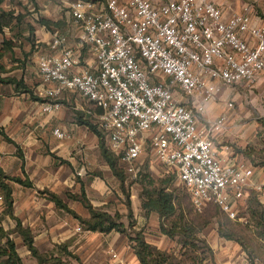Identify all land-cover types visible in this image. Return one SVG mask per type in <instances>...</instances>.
<instances>
[{
	"label": "built area",
	"instance_id": "built-area-1",
	"mask_svg": "<svg viewBox=\"0 0 264 264\" xmlns=\"http://www.w3.org/2000/svg\"><path fill=\"white\" fill-rule=\"evenodd\" d=\"M70 6L81 29L78 49L89 50L95 63L77 71L80 57L70 47L40 56L38 76L49 85L42 111L57 110L63 91L76 92L92 104L86 112L126 173L137 174L148 145L195 208L213 203L234 218L248 190L264 189V176L256 180L254 167L216 150L231 102L214 119H198L224 88L264 83V19L249 5L226 15L213 0H75ZM64 41L55 31L50 47ZM52 133L66 137L59 128ZM236 264L260 263L244 257Z\"/></svg>",
	"mask_w": 264,
	"mask_h": 264
},
{
	"label": "rangeland",
	"instance_id": "rangeland-1",
	"mask_svg": "<svg viewBox=\"0 0 264 264\" xmlns=\"http://www.w3.org/2000/svg\"><path fill=\"white\" fill-rule=\"evenodd\" d=\"M213 1L226 15L239 11L244 5H249L264 19V0ZM73 2L75 0H4L1 8L11 12L9 29L15 36L16 46L20 47L23 62H31L29 56L33 55L34 48L31 45L29 49H22V43L18 41L30 42L35 27L41 25L38 22L43 19L49 20L47 18L50 17L60 16L57 19L59 23L45 26L47 30L60 31L66 25L70 28L72 23L70 5ZM15 43L11 42V46ZM7 58L10 59L9 56ZM18 86L21 88L20 83ZM228 102L232 104L227 127L229 134L215 135L216 150L228 159L236 157L250 164L256 171L255 179L260 180L264 176V169L258 166L264 164V83L260 82L256 85L241 83L235 87L224 88L215 98L212 108H209L210 112L205 111L203 117L198 119L200 124L207 117L217 116ZM77 122L83 124L88 120H84L82 114L77 113ZM97 132L98 167L93 173L94 176L107 181L108 190L105 193L99 190L87 193V190L82 188L76 194L77 207L79 203L85 208L91 206L99 212L109 214L117 223H121L120 229L123 231L118 229L110 231L119 235L116 245L125 242L134 251L137 243L135 238L139 233L140 237H143L144 241L153 248V258H156L160 264H236L244 257L255 258L260 264H264V189L248 190L236 203L234 218L227 216L213 203H207L197 209L192 205L188 192L179 183L175 174L152 154L148 145H145V152L137 161V174H128L114 151L109 148L104 134ZM107 158L113 166L108 163ZM103 164L108 166L109 171L101 170ZM6 179L7 176L0 173V214L8 213L11 207L7 205L5 191L1 188V184ZM90 179H93L92 176L86 177L87 182ZM158 193L170 195L174 207L171 214L160 217L157 212V215L154 213L151 215L153 210L143 208V203L147 202L149 196L154 198ZM79 218L75 229L76 227L80 229L75 232L77 241L81 242L83 235L92 231L84 230L85 225ZM10 219L15 224L14 219ZM1 221L7 226V230L4 229L6 235L1 238V245H6L7 238L13 243L24 239L19 231L23 228L19 225L16 229L15 226L10 228L9 220L0 215L2 228L4 226ZM63 245H55L45 251H39L51 260H59V264H81L79 260L84 256L85 251L82 250L77 257V246L68 250ZM104 246V250L97 249L94 252V261L91 264H109L114 258L112 254L115 252L109 245L106 246L105 242ZM25 250L28 251L23 247L17 248L18 254L22 257L25 256ZM0 257L7 258L4 254ZM25 257H23L24 264L28 260L27 256ZM47 264L58 263L47 262Z\"/></svg>",
	"mask_w": 264,
	"mask_h": 264
},
{
	"label": "crops",
	"instance_id": "crops-1",
	"mask_svg": "<svg viewBox=\"0 0 264 264\" xmlns=\"http://www.w3.org/2000/svg\"><path fill=\"white\" fill-rule=\"evenodd\" d=\"M59 18L60 16H55L47 19L58 24ZM9 28L10 25L0 30V77L4 80L0 82V172L7 176L4 183L11 191V207L8 213L0 215L9 220L10 228L15 226L16 229L19 225L28 230L32 246L39 253H42L39 250L45 251L55 245L64 244L63 247L68 250L77 246V257L82 250L85 251L79 262L91 264L94 261V252L97 249L104 250L105 242L116 254L109 264H141L133 249L125 242L116 245L119 237L116 232H88L83 235V241H77V215L83 218L89 216L87 208L80 203L79 208L77 207V191L84 188L87 193L92 190L105 193L108 190L107 181L93 173L98 167L97 133L86 124L77 122V113H81L83 119L92 124V116L86 112L93 109L92 104L76 92L65 90L57 110L46 113L41 109L45 101L43 91L49 85L43 83L38 76L40 56L58 55L63 47H70L80 57L77 71L94 65V55L89 50L78 49L81 29L72 19L70 28L66 25L60 31L55 30L64 36L65 41L52 49L50 42L55 31L51 32L43 25L35 27L30 42L18 41L22 43V49H29L31 45L34 48L33 55L29 56L31 62H23L20 47L16 46L15 36ZM4 40L15 44L1 50ZM212 105L213 102L208 104V113ZM54 128L64 131L66 137L57 139L52 133ZM226 130L218 134L228 135L229 131ZM214 143L216 144L215 140ZM221 156L228 159L223 154ZM101 170L107 172L109 168L103 164ZM91 176L93 179L87 182L86 177ZM52 196L57 197L68 211L58 207ZM153 213L157 215L156 211H151V215ZM10 218L14 219L15 224ZM1 223L3 229L7 230L6 224L2 221ZM14 245L16 251L18 247L27 249L24 239L15 241ZM19 256L22 264L25 256L28 258L25 264H47L39 263L29 250H25V256Z\"/></svg>",
	"mask_w": 264,
	"mask_h": 264
},
{
	"label": "trees",
	"instance_id": "trees-1",
	"mask_svg": "<svg viewBox=\"0 0 264 264\" xmlns=\"http://www.w3.org/2000/svg\"><path fill=\"white\" fill-rule=\"evenodd\" d=\"M3 2L4 0H0V30L4 26L10 25V21H11V12L5 11L1 8V5ZM38 23L43 26L49 27L50 24H54L55 22L43 19ZM9 46H11V42L4 40L3 48L1 50L9 48ZM3 81L4 80L0 77V82H3ZM84 124H86L89 127V129L93 130L94 132L98 134L95 126H93L91 123L84 122ZM115 156L119 160V155L115 154ZM107 160H108V163L111 166H113V163L110 161V159L107 158ZM258 166L264 169V164H261V165L259 164ZM1 188L4 189L7 205L10 206L11 205L10 188L5 183L1 184ZM52 199L55 201L58 207L68 210L66 206L57 197L52 196ZM143 208H146L150 211L151 210L156 211L160 217L171 214L174 211V207L172 205L170 195L163 194V193L162 194L158 193L157 196L154 198L149 196L147 202L143 203ZM87 209L89 211V217L87 219H84L81 217L79 218V216L77 215V218H79L80 222L83 225H85L84 230L92 231V232L98 231L102 233H108L114 229L123 231L120 229L122 227V224L117 223L115 219L111 217L109 214L99 212L95 210L94 208H92L91 206H88ZM19 231L23 234L24 242L27 246V249L31 252V254L37 259L39 263H47V262L58 263V264L60 263L59 260L57 259L51 260L47 258L46 255L40 254L37 251V249L32 246V239H31V236L28 230L20 229ZM5 235H6V232L0 226V243H1V238H3ZM135 241L137 243H136V246H134V253L138 257L141 264H160V262L156 260V258H153V248L144 241L143 237H140L139 233H137ZM1 254L6 255L7 258L3 259L2 257H0V264H22L20 256L18 255L15 249L14 243L8 238L6 240V245L0 244V256ZM162 261H164V259Z\"/></svg>",
	"mask_w": 264,
	"mask_h": 264
}]
</instances>
